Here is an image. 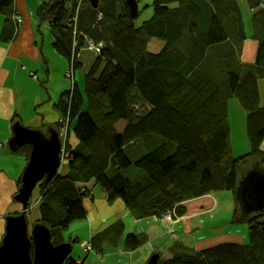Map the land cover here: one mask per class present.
Returning a JSON list of instances; mask_svg holds the SVG:
<instances>
[{"label":"trees","instance_id":"trees-1","mask_svg":"<svg viewBox=\"0 0 264 264\" xmlns=\"http://www.w3.org/2000/svg\"><path fill=\"white\" fill-rule=\"evenodd\" d=\"M97 1L94 9L90 0H47L37 11L50 24L52 48L73 72L81 68L77 56L85 41L102 45L83 91L74 84L56 105L77 144L72 149L67 138L68 173L39 183L38 224L49 228L54 245L62 243L69 225L86 219L89 182L109 204L121 200L141 219L183 217L184 202L219 191L238 197L242 212L239 181L245 186L252 172L264 176L258 91L264 80V0H243L251 11L249 28L237 0H154L152 16L139 26L125 0ZM11 9L12 0H0V14ZM9 23L1 31L4 41ZM153 39L163 42L156 53L148 51ZM250 40L257 46L253 62L245 64L242 50ZM231 97L246 112L250 143L237 158L230 145ZM253 213H234V222L248 227L247 244L219 243L183 255L171 253L174 246L162 260L156 251L157 264H264V208ZM140 240L129 236L127 247L137 249ZM65 264L78 263L68 257Z\"/></svg>","mask_w":264,"mask_h":264},{"label":"rangeland","instance_id":"rangeland-1","mask_svg":"<svg viewBox=\"0 0 264 264\" xmlns=\"http://www.w3.org/2000/svg\"><path fill=\"white\" fill-rule=\"evenodd\" d=\"M153 1L139 0V15L135 19L136 26L141 25L142 22L152 16ZM240 3L242 13L245 16L247 15L246 24L249 28L248 18L251 15V11H247V6L243 0H240ZM250 43L255 45L254 41L250 40ZM162 47L163 42L153 39L149 42L148 51L155 53ZM81 56L84 59L88 58V61H90L97 55L87 50L86 46H84ZM251 56L252 50L248 45L247 53L245 54L246 60L248 57L250 59ZM88 70L89 67L85 65L83 68L76 70V75L81 83V91H83L84 76ZM261 99L263 100V97ZM227 109L231 132V155L237 158L247 154L250 150V143L246 135V112L240 102L234 97L227 100ZM117 128L120 131L122 129L120 126H117ZM48 129L49 127H45L43 131L47 133ZM54 130L58 132L62 143L61 163L58 169V175L60 174L62 176L68 173L69 170L70 156L68 151L70 149L67 150L68 135L65 139L64 129L60 130L54 127ZM68 142L70 147L74 149L77 140L72 132L70 133ZM3 144L8 147V142ZM131 160L134 161L133 159ZM256 161L258 162V160ZM38 186L39 184H37L32 192L29 201L31 204L34 203V208L26 214L29 230L32 228L31 226L38 215V203L35 202ZM92 187L94 191L91 192L88 190L90 195L85 202L86 221L74 222L63 232L65 242L71 241L73 244V250L69 257H73L75 260L79 259L78 264H125V262L126 264H146L150 253L153 254L158 251L160 253V259L162 260L169 256L174 246L178 248L171 251V253L174 252L183 255L188 251H201L205 246H208V243H211V245L219 243H248V227L234 222V213L238 214V211H240L239 214H243L244 210L241 212L238 197L236 199L229 191L213 192L196 199L187 200L183 203L185 205V214L183 217L165 214L160 218L152 217L141 219L131 213L121 200L109 204L106 195L97 184L94 183ZM117 202L119 208H115ZM256 213L254 212L252 215H257ZM134 235L140 237L141 240L139 247L131 250L127 247L126 242L129 236ZM143 247L147 249L146 262L140 263L137 255L133 260H125L126 256L139 252V249ZM112 253H116L118 257L112 256ZM185 256H191V254ZM120 258L125 262L121 261L118 263Z\"/></svg>","mask_w":264,"mask_h":264},{"label":"crops","instance_id":"crops-1","mask_svg":"<svg viewBox=\"0 0 264 264\" xmlns=\"http://www.w3.org/2000/svg\"><path fill=\"white\" fill-rule=\"evenodd\" d=\"M46 1L12 0V9L5 15L0 14V36L5 21L8 20L11 27V31L9 29L7 32L9 40L4 41L0 37V143L2 142L0 148V244L5 233L6 219L18 216L23 212V207L15 201V196L19 189L18 182L29 159L27 157V147L29 145H23L12 151L9 145L7 147L3 143H9L13 137V128L16 125L28 130L41 131L45 136H49L50 131L54 130L55 126L58 129V124L62 121L60 113L56 110V105L62 95L70 92L74 84L82 92L76 71L73 73V79L69 78L70 65L68 61L52 48L53 36L48 20L40 21L38 18V8ZM237 1L241 9L240 0ZM15 12L22 18L20 24H17L12 16V13ZM89 43L85 41L84 46L87 50L93 52L89 49ZM248 45L252 50V56L246 60L245 54ZM256 46V43L254 45L250 41L244 45L242 60L245 64L253 62ZM82 50L83 48L77 56V61L80 63L81 68L84 65L90 68L95 58L90 61H88V58L84 59L81 56ZM263 88L264 80H260L258 82L260 106H264ZM261 97H263V100ZM45 127H49L47 133L43 131ZM59 129L61 130V128ZM261 149L264 151V140ZM93 184V182H89L84 186L87 190L93 192ZM38 194L39 192L35 202L39 206L40 196ZM86 200L88 198L83 200L85 209ZM33 204L28 202L27 208L28 206L29 208L26 210L25 215L34 208ZM115 208H119L118 202ZM37 221H39V213L31 227L38 224ZM63 242H65L64 237ZM207 245L205 248L212 247L215 244L208 243ZM151 254H149V257ZM111 255L118 257L116 253ZM136 255L140 263L147 261L145 259L147 255L145 247L139 249V252L126 256L125 260H133ZM78 260H76L77 263H79ZM121 261L124 260L120 258L118 263Z\"/></svg>","mask_w":264,"mask_h":264},{"label":"water","instance_id":"water-1","mask_svg":"<svg viewBox=\"0 0 264 264\" xmlns=\"http://www.w3.org/2000/svg\"><path fill=\"white\" fill-rule=\"evenodd\" d=\"M94 9L98 1L90 0ZM133 19L138 16L137 0H125ZM15 149L30 145L31 151L26 167L20 177L21 185L15 201L23 207V212L6 219L5 233L0 245V264H65L72 252L70 242L54 245L49 228L36 224L28 229L25 212L37 184L50 182L58 175L61 163L62 143L59 134L51 130L49 136L41 131L28 130L18 125L13 128V137L8 143ZM246 184L240 191L245 214L259 212L264 208V176L258 172L249 173ZM158 254L149 257L146 264H157Z\"/></svg>","mask_w":264,"mask_h":264},{"label":"built area","instance_id":"built-area-1","mask_svg":"<svg viewBox=\"0 0 264 264\" xmlns=\"http://www.w3.org/2000/svg\"><path fill=\"white\" fill-rule=\"evenodd\" d=\"M138 1L139 0H137V2ZM12 16H13V18H14V20H15V22L17 24H20L22 22V18H21V16L17 12L13 13ZM100 48H102V45L101 44L93 45V44L89 43V49L92 50L94 53L98 52ZM73 73L74 72L72 71V69L70 67V71L68 73V77L73 79ZM1 147H2V143H0V148Z\"/></svg>","mask_w":264,"mask_h":264},{"label":"flooded vegetation","instance_id":"flooded-vegetation-1","mask_svg":"<svg viewBox=\"0 0 264 264\" xmlns=\"http://www.w3.org/2000/svg\"><path fill=\"white\" fill-rule=\"evenodd\" d=\"M61 130H65V139L67 137V127H68V122L67 121H61V123L58 124ZM57 128V126H55ZM59 129V128H58ZM55 131V130H54ZM62 138V137H61ZM65 142V141H64Z\"/></svg>","mask_w":264,"mask_h":264},{"label":"bare ground","instance_id":"bare-ground-1","mask_svg":"<svg viewBox=\"0 0 264 264\" xmlns=\"http://www.w3.org/2000/svg\"><path fill=\"white\" fill-rule=\"evenodd\" d=\"M138 4H139V2H138ZM138 15H139V7H138ZM241 184H242V180L239 181L238 187H237V192H238L239 195H241L240 191L243 189V186ZM240 188H242V189H240Z\"/></svg>","mask_w":264,"mask_h":264}]
</instances>
